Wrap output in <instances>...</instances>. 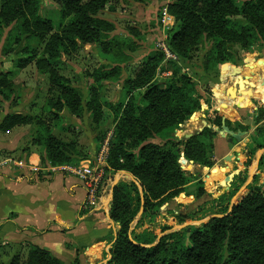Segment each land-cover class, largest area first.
Returning a JSON list of instances; mask_svg holds the SVG:
<instances>
[{
    "label": "trees",
    "instance_id": "16d2710c",
    "mask_svg": "<svg viewBox=\"0 0 264 264\" xmlns=\"http://www.w3.org/2000/svg\"><path fill=\"white\" fill-rule=\"evenodd\" d=\"M106 1L62 0V18L56 24L39 14V0H0V25L22 19L30 37L45 43L43 57L37 64L50 74L49 92L56 96L50 106L54 109L69 108L74 114L83 111L80 92L60 75L57 62L61 52L76 50L78 41L100 43L103 49L111 44L105 43L104 39L114 30L113 24L97 17ZM169 13L175 19L169 35L173 53L190 59L193 53L200 51L206 39L211 43L205 55V71L228 62L237 65L242 59L241 53H250L258 44L264 45V0H175L169 6ZM164 59L161 51L153 54L144 61L135 77L127 81L130 90H140L145 105L134 107L129 103L117 111L118 123L110 142L109 168L128 172L135 181L120 182L113 189L109 216L120 228L111 246L108 264H264L262 186L249 185L245 194L232 203L231 210L228 207L222 216L212 217L183 232L167 233L171 227L164 226L160 234L146 231L137 235L132 229V222L140 211L142 216H150L153 210L156 213L184 192L189 177L180 165L182 157L212 169L208 176L210 185L221 176L222 169L214 168V138L218 133L213 129L204 128L187 139L168 140L163 144L154 142L165 132L184 124L201 108L202 98L189 75L175 73L164 83L154 80ZM1 90L12 92L7 74H0V94H4ZM97 92L96 87L92 88L94 98L89 109L97 120H101L103 111ZM206 104L211 108L210 103ZM226 109L223 105L222 111L226 112ZM214 113V117L207 118L213 128L222 130L225 125L230 131L249 130V126L241 123L232 127L227 118L223 123V116ZM34 123L44 130L40 134V140L44 142H38L45 144L51 164L71 163L74 144L58 139L40 119L36 121L28 115L11 113L4 117L0 130L7 132ZM255 124L256 144L248 147L247 167L252 164L257 151L264 149V107L256 112ZM263 161L264 156L260 164ZM242 182L246 183V179ZM203 185V182L199 183L198 196L206 194ZM19 246L27 248L26 258L19 252L8 264H65L36 245ZM72 264L81 262L76 258Z\"/></svg>",
    "mask_w": 264,
    "mask_h": 264
},
{
    "label": "rangeland",
    "instance_id": "374dc122",
    "mask_svg": "<svg viewBox=\"0 0 264 264\" xmlns=\"http://www.w3.org/2000/svg\"><path fill=\"white\" fill-rule=\"evenodd\" d=\"M89 1L84 0L86 3ZM174 1L107 0L97 17L113 24L114 30L107 33L104 39L105 43L111 44L103 49L100 43L84 44L78 41L76 50L60 53L57 62L60 75L81 94L83 111L79 114L72 113L69 108L54 109L50 106L51 100L56 99L49 92L50 74L37 64L43 57L45 43L30 37L22 19L8 25L1 24L0 74H7L12 83V92L1 90L4 94H0V124L11 113L28 115L36 121L40 119L58 139L66 144L73 143L75 150L71 153L74 157L71 163L52 165L45 144L38 142H44L40 140V134L44 132L42 126L35 123L18 126L7 132L0 130V166L11 167L18 172L29 170L37 179L48 180L58 172L74 175L64 167L89 165L100 177L96 199L90 207L100 206L102 197L109 193L112 198L113 189L120 182L135 181L130 173L109 168L110 142L118 123V108L129 103L134 107L145 105L140 90H130L127 81L135 77L147 58L161 51L162 43L172 51L169 35L174 29L175 19L169 13V6ZM62 10V0H39V14L56 24L61 22ZM210 48L211 43L206 39L200 51L192 54V58H182L174 53V59L167 60L165 56L164 62L159 65L154 79L156 82L164 83L175 73L189 75L202 99L200 110L175 130L167 131L155 139V143L187 139L196 130L202 131L203 121L210 125L207 118L214 117V111L223 116V123L226 118L229 119L234 128L237 123H246L249 127L255 125L254 114L257 109L264 107V45L258 44L250 53H241L242 59L237 65L228 62L205 71V55ZM260 59L261 63L258 62ZM248 72L253 74L246 75ZM94 87L97 88L103 111L101 120H97L89 109L94 98ZM233 98H237V102ZM206 103H210L211 108ZM223 105L227 106L226 112L222 111ZM222 131L218 137L230 145L238 139H247L248 147L256 144L255 131L251 134L248 131L244 135L240 130H229L230 133H226L225 129ZM183 158L179 162L189 177L184 192L164 204L156 213L153 210L150 216H142L140 211L132 222L135 234L146 231L160 234L164 226L171 227L167 233L189 230L212 217L222 216L228 207L231 210L232 203L245 194L249 185L264 188V161L260 164L262 157L258 160L256 154L249 167L246 166L248 158L246 161L240 159L233 162V159L225 162L221 159L218 162L215 154L214 168L222 170L221 176L215 178L212 185L208 182L212 169L195 165L185 158L186 163H183ZM244 178L246 183L243 184ZM202 182L206 194L198 196V186ZM231 194L233 196L229 198ZM19 252H23L25 259L27 248L0 242V263L8 264Z\"/></svg>",
    "mask_w": 264,
    "mask_h": 264
},
{
    "label": "crops",
    "instance_id": "0c3cea01",
    "mask_svg": "<svg viewBox=\"0 0 264 264\" xmlns=\"http://www.w3.org/2000/svg\"><path fill=\"white\" fill-rule=\"evenodd\" d=\"M258 62L261 63V59ZM250 74L253 73L246 75ZM233 99L237 102V98ZM202 126L203 130L210 128L218 134L224 129L230 133L224 126L219 130L207 125L206 121ZM251 127L248 130L250 134L255 131L256 124ZM202 131L198 129L191 134ZM218 134L214 138L218 162L221 159L225 162L233 159V162L246 161L247 139H238L230 145ZM263 151H257L258 160ZM249 175L252 176L251 173ZM109 194L102 197L100 206L90 207L93 204L89 201L88 189L75 175L58 172L48 180H39L29 170L18 172L11 167L0 166V242L14 246L36 245L65 264H72L76 258L81 264H106L120 228L109 216L112 201Z\"/></svg>",
    "mask_w": 264,
    "mask_h": 264
},
{
    "label": "built area",
    "instance_id": "2783aa9c",
    "mask_svg": "<svg viewBox=\"0 0 264 264\" xmlns=\"http://www.w3.org/2000/svg\"><path fill=\"white\" fill-rule=\"evenodd\" d=\"M161 52L164 53L167 60L174 59L176 55L172 51H170L165 43L161 44ZM66 170L73 173L75 176L81 179V181L84 183V185L88 189V197L91 204H94V201L96 199V191L98 188V182H99V175L96 174V171L94 169L90 168L89 165H83L79 168L73 167H64Z\"/></svg>",
    "mask_w": 264,
    "mask_h": 264
},
{
    "label": "water",
    "instance_id": "95a60500",
    "mask_svg": "<svg viewBox=\"0 0 264 264\" xmlns=\"http://www.w3.org/2000/svg\"><path fill=\"white\" fill-rule=\"evenodd\" d=\"M222 81H224L223 79H222ZM195 115V114H194ZM193 136V134H190L189 136H188V138H190V137H192ZM183 163H186V160L183 158V161H182Z\"/></svg>",
    "mask_w": 264,
    "mask_h": 264
},
{
    "label": "bare ground",
    "instance_id": "6f19581e",
    "mask_svg": "<svg viewBox=\"0 0 264 264\" xmlns=\"http://www.w3.org/2000/svg\"><path fill=\"white\" fill-rule=\"evenodd\" d=\"M244 82L246 81L245 79L243 80ZM243 87V86H242ZM252 89H254V87H252ZM192 121V120H191ZM195 121V120H194ZM198 123V122H197ZM196 124V123H195ZM193 128V127H192ZM191 130V129H190ZM191 166H192V164H191Z\"/></svg>",
    "mask_w": 264,
    "mask_h": 264
}]
</instances>
